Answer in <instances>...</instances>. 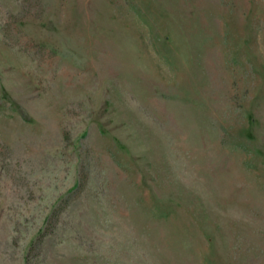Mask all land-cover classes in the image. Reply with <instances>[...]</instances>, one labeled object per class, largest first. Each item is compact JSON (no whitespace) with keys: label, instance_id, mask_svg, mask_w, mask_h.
<instances>
[{"label":"rangeland","instance_id":"obj_1","mask_svg":"<svg viewBox=\"0 0 264 264\" xmlns=\"http://www.w3.org/2000/svg\"><path fill=\"white\" fill-rule=\"evenodd\" d=\"M0 264H264V0H0Z\"/></svg>","mask_w":264,"mask_h":264}]
</instances>
